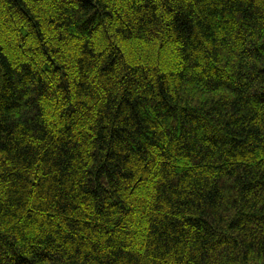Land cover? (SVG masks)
I'll use <instances>...</instances> for the list:
<instances>
[{
    "label": "trees",
    "instance_id": "16d2710c",
    "mask_svg": "<svg viewBox=\"0 0 264 264\" xmlns=\"http://www.w3.org/2000/svg\"><path fill=\"white\" fill-rule=\"evenodd\" d=\"M0 264H264V0H0Z\"/></svg>",
    "mask_w": 264,
    "mask_h": 264
}]
</instances>
